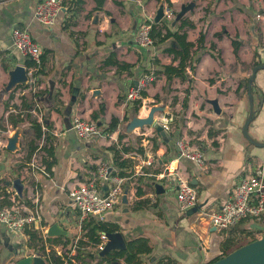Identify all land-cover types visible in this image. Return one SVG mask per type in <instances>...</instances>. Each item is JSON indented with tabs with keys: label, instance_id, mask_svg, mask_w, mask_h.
<instances>
[{
	"label": "crops",
	"instance_id": "obj_1",
	"mask_svg": "<svg viewBox=\"0 0 264 264\" xmlns=\"http://www.w3.org/2000/svg\"><path fill=\"white\" fill-rule=\"evenodd\" d=\"M168 1L171 9L166 0H63L55 22L46 27L34 18L40 0H0V203L12 202L14 182L19 180L24 189L21 197L15 195L38 217L26 227L38 236L31 242L24 230L10 234L0 224V264H15L14 255L20 251L25 253L21 261L39 258L40 264H47L41 248L45 254L54 251L60 256L61 242L84 240L82 225L91 217L72 206L67 188L75 182L94 184L104 193L109 183L98 177L101 167L110 176L119 172L128 176L123 177L125 201L101 222L115 225L125 243L138 238L148 241L151 251L140 256L141 264H211L224 246L230 247V253L264 235L252 222L218 232L200 213L217 210L228 200L248 163L262 164L264 183V146H254L242 133L249 114L251 70L256 62L264 65V0ZM191 3L194 8L177 20L181 9ZM161 6L164 14L173 13L172 20L162 19L171 31L184 19L194 25L184 31L192 44L190 63L197 62L194 71L187 66L184 80L168 81L164 75L163 67H176L179 62L168 52L178 49L174 40L146 47L136 42L141 25L154 23ZM15 29L26 30L41 50L31 85L13 82L16 67L31 69L25 66L28 58L13 46ZM233 39L239 42L237 50ZM108 60L130 67L119 69L106 64ZM149 74L154 81L144 91L140 106L125 103L130 87ZM253 84L254 115L248 135L263 144L264 69L256 73ZM14 95L23 102L20 118L25 124L37 122L49 136L48 143L45 136L35 140L28 128L29 144L35 142L34 153H41L42 165L51 161L44 148H53L55 164L50 173L37 168L41 176L33 185L35 195L29 192L33 178L23 181L19 176L23 164L31 175L27 170L33 171L36 154L30 162L19 163L23 123L12 127L8 121L10 115L15 118ZM76 112L95 123L98 133L86 140L78 138L71 128ZM149 118V124L134 125ZM112 119L118 120L117 128L102 132ZM14 136L16 150L10 151L7 146ZM179 141L201 151L202 167L180 158ZM112 148L119 153V163L128 161L125 169L118 168ZM123 148L129 151L124 153ZM178 175L187 177L197 191L198 207L192 215L183 212L177 201ZM138 189L141 196L136 195Z\"/></svg>",
	"mask_w": 264,
	"mask_h": 264
},
{
	"label": "built area",
	"instance_id": "obj_2",
	"mask_svg": "<svg viewBox=\"0 0 264 264\" xmlns=\"http://www.w3.org/2000/svg\"><path fill=\"white\" fill-rule=\"evenodd\" d=\"M63 0H40L37 4L34 18L43 26L50 27L55 22L62 8ZM164 16L167 20L174 18L171 11ZM151 25L143 24L136 34V42L142 47L152 44L149 37ZM13 46L23 56L32 60L37 67L27 71V85L33 83L35 69L40 66L41 50L26 30L15 29L12 32ZM154 81L153 75H145L137 84L130 87L126 94L125 103H133L140 100L142 93ZM72 130L78 138L86 140L98 133L95 123L84 120L78 112L72 116ZM180 158H185L202 167L204 157L201 151L191 148L183 141L177 143ZM262 164H246L245 172L238 183L231 189L228 200L217 210H202L201 215L209 225L218 232H231L242 222H252L264 227V183ZM98 177L109 183V188L100 192L94 184L73 183L67 188L72 206L82 216L91 217L103 221L108 211L119 205L123 199V185L126 178L110 176L106 167H101ZM177 201L180 209L185 211L197 210V191L190 184L189 179L183 175L177 176ZM36 212L27 207L23 200L14 201L7 208L0 209V224L10 234L22 233L23 230L36 223ZM104 244L97 248L101 251Z\"/></svg>",
	"mask_w": 264,
	"mask_h": 264
},
{
	"label": "trees",
	"instance_id": "obj_3",
	"mask_svg": "<svg viewBox=\"0 0 264 264\" xmlns=\"http://www.w3.org/2000/svg\"><path fill=\"white\" fill-rule=\"evenodd\" d=\"M168 7L171 9V5L168 0ZM101 4V2H100ZM194 25L184 19L180 21L179 26L177 27V30L171 31L169 28V25L162 20L159 24L152 23L150 26V31H149V37L152 39V43L154 44H161L166 42L167 40H174L178 44V49H169L168 52L172 53L174 55V58L179 60L178 65L176 67L174 66H165L163 67L164 70V75L166 76L167 80L170 81L172 80L173 77L180 78L184 80L186 78V68L187 66L190 68L191 71H194V64L197 61H193V64L190 63L191 60V48L192 44L187 41V35L184 31L185 28H193ZM204 40V35H200V38L198 40V45L202 46ZM232 44L235 50H237L239 46V42L236 39L232 40ZM113 55H111L110 58H112ZM218 58V57H217ZM40 63H41V57H40ZM112 64L114 66H117L119 69H124L128 70L129 65L126 64H119L116 61H111L108 60L106 61V64ZM260 63L256 62L254 66L259 65ZM26 68H32V67H37L35 63L32 60L26 59L25 62ZM39 73L37 71L36 75ZM249 81V80H248ZM27 87V86H25ZM255 89L254 84L252 86V89ZM253 92V91H252ZM145 94L142 93V97ZM34 95H31V98H33ZM134 107L137 109L140 106V101H134L133 102ZM102 111V110H101ZM8 121L12 125V127H16L21 120L17 117L13 118L11 115L8 118ZM31 129L33 130L34 133V139L39 140L41 139L42 136H45L44 140L46 143L49 142V136L47 133H44L42 130V126L35 122V121H30L29 122ZM119 122L116 119H112L110 125L108 126L107 129L102 130V132L106 131H112L117 128ZM37 146L35 145V142L32 141L29 146H28V155L26 158L27 162H30L32 155L36 151ZM44 151L46 152V155L51 158V161H43V164L45 165V171L47 173H50L51 168L55 164L54 160V154H53V148L52 147H45ZM110 151L114 154V160L117 162L118 168L125 169L128 165L127 160H123L122 162H118V151L115 149H110ZM122 151L124 153L128 152V148H123ZM118 158V159H117ZM119 177H128L125 176L123 172L118 173ZM142 192L141 190L138 189L136 195L141 196ZM12 204L10 201H2L0 203V208L3 206L10 207ZM118 228L115 225H111L108 223H104L101 221H97L94 218H88L86 221L83 222L82 225V230L85 232V239L87 240L84 242V240L80 239L74 242V240H67L64 243H60L63 246V251L61 252L60 256H57L54 251H51L49 254L44 253V248H41L40 250L42 251V254L44 256V259L47 264H88L86 262V253L85 249L87 247H97L100 244H102V237L104 233H115L117 232ZM24 233L28 235L29 241H36L38 240V236L36 232L29 230L28 228L24 229ZM256 239H251L248 243L255 241ZM229 242V241H228ZM247 244V243H246ZM69 246V247H68ZM230 247H225L222 250V254L218 259H221L225 257L228 254V250ZM75 251V254L72 255V251ZM150 246L148 244V241L143 238H138L134 239L131 241L126 242V248L121 251H113L110 253H107L106 255L99 257L98 262L96 264H111L113 262H117L119 260H122L124 264H141L140 263V256L141 255H147L150 253ZM216 259V260H218ZM215 260V261H216ZM214 261V262H215Z\"/></svg>",
	"mask_w": 264,
	"mask_h": 264
},
{
	"label": "water",
	"instance_id": "obj_4",
	"mask_svg": "<svg viewBox=\"0 0 264 264\" xmlns=\"http://www.w3.org/2000/svg\"><path fill=\"white\" fill-rule=\"evenodd\" d=\"M134 1V0H130ZM194 8V4L191 3L181 9V13L177 16V20L180 19L182 16H184L187 12L191 11ZM164 17V9L161 6L156 16L154 17V23L158 24L162 21ZM264 69V65H258L252 68L251 74L248 81V98H249V114L248 118L245 121L242 133L243 136L248 140L249 143L253 144L257 147H263V144L254 142L252 139H250L248 135V128L249 124L252 121L253 115H254V107H253V96H252V86L255 81L256 73ZM13 82H17L18 84H27V71L24 67L18 66L15 68L12 74ZM151 122V118L145 121H136L134 122V125H143V124H149ZM158 130H161V128H158ZM16 143H17V137L14 136L10 141L7 148L10 151L16 150ZM14 187L17 190V195L19 197L22 196V185L19 180H16L14 182ZM123 200L125 201V197H123ZM195 210H191L188 215H192ZM254 229L259 230L261 232H264V227H260L258 225H254ZM104 238L106 239V242L104 243V246L102 250L99 252V256L102 257L106 255L107 253L113 252V251H121L126 248V243L123 238V236L119 232L115 233H104ZM41 261L39 258H34L33 260L27 258L23 261H19L18 264H40ZM211 264H264V235L253 242L244 244L235 250L228 253L225 257L216 260L215 262Z\"/></svg>",
	"mask_w": 264,
	"mask_h": 264
},
{
	"label": "rangeland",
	"instance_id": "obj_5",
	"mask_svg": "<svg viewBox=\"0 0 264 264\" xmlns=\"http://www.w3.org/2000/svg\"><path fill=\"white\" fill-rule=\"evenodd\" d=\"M14 99L17 101L16 102L17 104H14L15 107L12 105V109H11L12 110V114L14 115V117L19 118L21 120V122L23 123V125H21L20 128L23 127L22 128L23 129L22 130V135L24 134V136H23L24 141L22 142L21 151L19 152L20 156L18 157L19 163H23L22 161L25 162L26 161V157L28 155V146H29V140H30V138H29L30 131H29L28 128H30V127H29L28 123L25 124L24 120H22L20 118V115L22 114V111H23V102H21L19 100V99H21L20 96L14 95ZM26 114H27L26 112H23V116H26ZM21 122H20V124H21ZM34 154H36L35 155L36 157H35L34 162H33V167H32L33 171L27 170V172H29L31 175H28L26 173L25 168H27V167L24 166V164H23L22 167H21V173L19 174V176L24 177V180L23 181H26L29 177L33 178V180L31 181L32 182V186L30 187L31 189H30L29 192H30V194L32 193V194L35 195L36 192H35V188H34L33 185H36L35 183H36L37 179H39V177L41 176V173L39 172V170H37V168H39V169L44 168L42 170L44 172H46V171H45L44 165L41 164L42 163V155H41V153L38 152V153H34ZM23 189H24V187H23ZM14 191H15V193H17V190L16 189H14ZM15 193L12 194L11 200L14 199V201L16 202V201H19V199L17 198V196L15 195ZM30 198H32V197H30ZM74 230L76 231L77 228H74ZM81 233L82 232H81V227H80V234ZM82 237H83V235H82ZM86 241L87 240L84 239V242H86ZM85 252H87L86 253V261L89 262V264H96L97 261H98V257H99V253L97 252V249L96 248H93V247L92 248L91 247H89V248L87 247L85 249ZM24 255H25V253L23 251H20V252L16 253L14 255V260L13 261L16 262V263L19 262V261H21L25 257Z\"/></svg>",
	"mask_w": 264,
	"mask_h": 264
}]
</instances>
